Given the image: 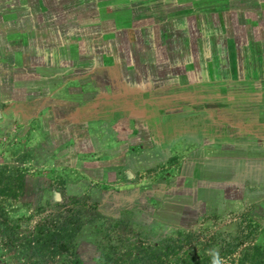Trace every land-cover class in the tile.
Segmentation results:
<instances>
[{"label": "rangeland", "instance_id": "374dc122", "mask_svg": "<svg viewBox=\"0 0 264 264\" xmlns=\"http://www.w3.org/2000/svg\"><path fill=\"white\" fill-rule=\"evenodd\" d=\"M28 1L31 23L15 36L10 26L22 16L8 11L6 18L0 0V264H251L252 247H264V125L246 119L243 107L235 125L225 105L213 120L215 101L181 93L176 98L187 105L175 104L172 93L158 92L164 85L130 59L146 58L149 41L161 47L164 38L159 31L151 39V22L131 19V11L123 36L112 24L116 14L92 4L91 23L103 28L71 38L64 12L53 15V29L37 0ZM188 1L180 12H197L201 26L198 13L229 0L169 6ZM108 55L119 67L109 66ZM164 63L157 76H168ZM150 97L172 101L182 131L161 139L154 127L171 108L157 117ZM64 227L76 231L57 255L37 241L43 228Z\"/></svg>", "mask_w": 264, "mask_h": 264}, {"label": "crops", "instance_id": "0c3cea01", "mask_svg": "<svg viewBox=\"0 0 264 264\" xmlns=\"http://www.w3.org/2000/svg\"><path fill=\"white\" fill-rule=\"evenodd\" d=\"M173 1L37 0L36 9L38 11L43 10V12L48 14V24L53 29L58 27L53 20V15L56 18V15L64 12L67 15L68 31L71 38L75 37L78 30L93 32L103 26L101 20L95 25L91 23V19L93 20L94 16L96 18L94 13H96L95 9L97 10V8H93L96 5H98L100 10L103 9L107 13L116 14L112 24L116 29H120V34L124 36L126 33L123 30L130 27H123V23L126 22H124L125 18L123 15L126 14V11H131V19L133 16L134 20L142 24H144L142 21H145V24L147 23L146 21L151 22L152 26H148L149 29L153 27V30L148 31L151 39L159 31L160 37L162 35L164 38L162 41L164 43H162L161 47H156L157 38H155V41L154 39L149 41L150 43L153 41L152 51L150 50L146 58L133 56L130 59L134 62L131 66L132 68L136 67V65L139 66L142 71L146 70L145 76L154 77L155 83L164 85V87H156L158 92L162 94L163 92L164 94L167 92L172 93L174 96L168 97L174 98L175 101L179 100L175 104L185 100L176 98V95L181 93L184 94V98H189L185 95H194V101L197 100L198 102L215 101V104L213 103V106L208 108L212 109L210 114L213 120H220V116L215 111L219 109L218 107L221 104L225 105L224 107L228 108L230 116L227 122L230 124L235 123V125L240 124L239 121H236V115L239 114L237 113V107H243L242 110L246 113L244 116L246 119L250 118L251 123L256 121V125H264V1H261V3L263 2L261 6H259L258 0L220 2V4L216 5V11H214V8H210L208 13H202L203 15L198 13L199 18L203 16L201 26L196 21L197 12L194 11L191 15H189L190 13L180 12L184 6L191 4L189 1L187 4L177 3L175 11L172 6H169L173 4ZM99 3L104 7H99ZM140 4L143 5L144 12L139 10ZM5 6L6 18L10 16L8 11H17L22 16L21 20H16L12 23L9 34L18 36L20 33L22 36L25 35L26 27L31 23L28 18V12H31L32 9L35 11L31 7V3L28 0H5ZM26 14L27 17L23 18ZM37 15L38 17L41 16L39 12H37ZM86 19H90V21L84 22ZM106 19L110 20V18ZM205 19L210 21L211 27L207 28L208 25H205ZM133 29L135 30L136 28ZM119 42L124 45V39ZM35 50L43 52L42 47L37 48L36 46ZM50 50V48L46 47L44 51L47 53L41 54L43 62L49 57L48 53H50ZM136 50L129 49V52ZM125 52L127 53V50ZM104 60L112 63L109 64L110 67L115 65L119 67L120 65L114 55H108ZM122 63L125 62L122 60ZM163 63L164 67L170 69L166 77L157 76V68L163 67ZM97 64H99L97 67H101L104 61L100 60ZM124 66L130 65L125 64ZM174 67L179 70L174 71ZM186 67L190 68V74L189 69L186 72L181 70V68ZM150 98L158 100L155 97ZM161 101L164 102V107L161 106ZM165 101L166 99L159 98L155 105L151 106L153 113L157 117L165 114V108L173 107L172 101L167 103ZM186 101L183 104L187 105ZM169 113L171 116L165 121L166 123L161 121L154 127L156 131L161 133V139L164 141L168 136H172V131L176 133L178 130H183L180 126L181 121H183L181 120L183 114H177V111L172 112V108ZM196 118L198 119V117ZM208 128L210 129V127Z\"/></svg>", "mask_w": 264, "mask_h": 264}, {"label": "trees", "instance_id": "16d2710c", "mask_svg": "<svg viewBox=\"0 0 264 264\" xmlns=\"http://www.w3.org/2000/svg\"><path fill=\"white\" fill-rule=\"evenodd\" d=\"M11 227L8 226L6 229H10ZM15 226H13L11 229H14ZM73 228V227H72ZM71 228V229H72ZM44 228L42 229V231L37 232L38 236H37V241L38 239L41 240V242H44L42 247H45L44 244H46V242H49V246L52 248V252L57 255L58 250L60 249L61 246L64 247H69L71 246L68 243H72V234H74V231H76V227L73 228L72 231L68 230V227H64L62 229H58V230H45L46 232L43 231ZM72 232V234H71ZM41 235V237L39 236ZM67 237L66 240H64V238ZM28 242H30V240H28ZM60 242V243H59ZM63 242V243H61ZM41 246V245H40ZM46 249H48L47 247H45ZM253 253H252V258H251V264H264V247H261L259 245H254L253 247ZM43 250V249H42ZM116 263L114 264H119L120 261L119 259H116L115 261ZM65 264H86L84 260L82 259H72L71 261L67 260ZM145 264H152L150 262H146ZM200 264V263H198Z\"/></svg>", "mask_w": 264, "mask_h": 264}]
</instances>
